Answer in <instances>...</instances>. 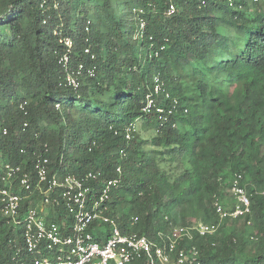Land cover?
I'll list each match as a JSON object with an SVG mask.
<instances>
[{
  "label": "trees",
  "instance_id": "1",
  "mask_svg": "<svg viewBox=\"0 0 264 264\" xmlns=\"http://www.w3.org/2000/svg\"><path fill=\"white\" fill-rule=\"evenodd\" d=\"M40 156L50 177L96 175L91 198L118 180L106 213L124 234L164 245L175 226L215 224L178 250L264 264V0H0V186L7 165L35 184ZM235 174L251 213L221 219ZM23 234L0 211V264H59Z\"/></svg>",
  "mask_w": 264,
  "mask_h": 264
},
{
  "label": "built area",
  "instance_id": "2",
  "mask_svg": "<svg viewBox=\"0 0 264 264\" xmlns=\"http://www.w3.org/2000/svg\"><path fill=\"white\" fill-rule=\"evenodd\" d=\"M174 12L175 7L171 5L169 14ZM141 25L143 27L144 23ZM66 44L71 46L69 40ZM64 67L68 72L67 85L77 88L78 80L68 69V57L64 58ZM158 89L159 86L157 92ZM154 103L153 99L150 100L148 108ZM175 110L173 108L169 114ZM158 111L163 112L162 109ZM48 164L47 158H38L34 165L37 177L35 184L32 183L30 173L21 174V167L7 165L3 178L6 185L0 186V211L13 225L22 228L25 245L32 254H41L43 251L56 253L57 261L64 259L65 264H131L143 257L149 258L150 264H193L198 252L193 250L191 254H187L183 249L178 250L179 244L192 237V230L205 236L213 234L217 229L215 224H200L191 228L175 226L166 241L163 234L158 233V239L163 240L164 245L153 242L145 235L124 234L106 213L111 190L118 180L108 181L96 198H91L93 189L88 182L95 181L96 175L89 173L84 178H77L58 174L50 177ZM118 172L121 170L118 169ZM242 180L243 175L235 174L231 182L232 212L216 202V211L221 219L241 218L251 213V202L246 188L242 186ZM35 193L42 194L44 200L36 206H30L21 215L23 202ZM51 210H54L55 215L62 216L63 225L49 218ZM34 263L51 262L44 257L36 259Z\"/></svg>",
  "mask_w": 264,
  "mask_h": 264
},
{
  "label": "rangeland",
  "instance_id": "3",
  "mask_svg": "<svg viewBox=\"0 0 264 264\" xmlns=\"http://www.w3.org/2000/svg\"><path fill=\"white\" fill-rule=\"evenodd\" d=\"M139 129H140V132H141V135L144 137V138H147L148 135L151 133L150 132V127H147V128H143L142 127V123L139 124ZM17 190H19V188H17ZM59 264H65L66 262H64V259L60 262H58Z\"/></svg>",
  "mask_w": 264,
  "mask_h": 264
}]
</instances>
